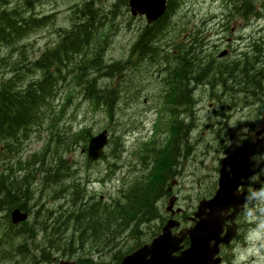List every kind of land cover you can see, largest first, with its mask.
Returning <instances> with one entry per match:
<instances>
[{"label":"trees","instance_id":"trees-1","mask_svg":"<svg viewBox=\"0 0 264 264\" xmlns=\"http://www.w3.org/2000/svg\"><path fill=\"white\" fill-rule=\"evenodd\" d=\"M21 1L25 4L24 13L16 10L4 13L5 10H0V46L12 42L14 36L16 43L18 39L29 33L38 21L34 17L36 6L44 0H26V3L25 0ZM241 1L249 4L246 9L244 8L246 14L248 11L249 14L256 13L255 7L251 6L253 4L251 0H236L234 7H238ZM254 1L256 2V0ZM127 3L128 0H118L117 5H114L113 8L103 7V10L101 7H95V10L94 7L88 5H76L73 7V15H76L78 23H84V26H80L81 24L74 25L73 30H70L71 32L66 31L68 35H71L70 38H66L60 46L47 52L43 58L30 65L22 74L19 84L10 81L0 86V161L3 162L2 169H0V212H6L5 220L0 224L2 229L0 264H26L20 262L18 257L29 250L27 243L32 238L26 233L34 236V231L37 235L40 231H43L46 233V237L56 239L52 252L56 251L66 257L75 253L80 258L79 264H96L93 262L91 255L89 257L84 256L89 250H96L97 247L106 245L111 246L110 250L119 253L121 251L117 250L121 241L119 238H127L126 235L129 236V233L133 237H135L134 234L139 235V225L148 223L156 216L154 214L157 212L155 202L157 201L156 198L163 195L168 172L167 167L156 173L150 182L142 179V175L134 176L128 189L108 202L102 201L98 196L89 194L85 189L80 190L75 187L66 189L64 187L65 178L69 168L66 165L67 160L64 158V153L72 151L77 146H83L86 136L88 137L89 134L83 131L82 133H70L66 137L63 130L56 126L55 117L49 118L47 124L48 131H53V142L51 144H47L41 153L25 161L18 160L16 164L9 162L10 157L19 152L23 142L30 137L33 131L35 129L41 130V127L45 124V114L48 107L51 106L49 98L57 88L58 77L62 75V72L58 71L62 62L66 58H76V55L81 53L90 54L92 40L95 41L94 46L101 47L104 45L109 37V32L106 30L108 29L106 27L108 20L104 19L113 15L114 18L118 19L121 14L120 8L126 7ZM174 10V2L169 0L168 13L155 24L154 28L165 31L171 22L169 12ZM183 30V28H177L172 29L171 32L180 34ZM105 33L106 35H104ZM150 35L148 31L143 35L147 46ZM100 57L102 56L99 55L97 59ZM98 66L104 67L103 63H99ZM250 71V68H246L247 80L248 78L251 79L250 76H253L249 74ZM72 72L70 71V74ZM31 76L32 78H28ZM252 83L253 88L251 87V89H255L258 83H255V81H252ZM87 89L91 92L90 87ZM91 100L98 108L101 107L100 102L108 103V99L98 92L93 94ZM51 145L55 147L54 151H52ZM192 149L189 152H192ZM167 156L168 153L166 158ZM171 160L172 157L169 162ZM166 162L168 164V161ZM175 162L176 160L173 159L172 164ZM6 163L8 165L5 167ZM14 166L16 167L14 168ZM6 169H8V173H6ZM17 170H23L24 175L19 177L13 174ZM36 182L39 183L37 186L39 188L34 185ZM36 195H42V197L36 200V197H34ZM68 201L73 204L72 208L65 206ZM16 207L29 213L34 212L32 214L34 221L31 224L30 222L23 224V227L20 226V229L28 231L26 233L17 231V228L10 222L9 214ZM68 223L70 226H68ZM37 224L40 225L37 226ZM148 226H151V224ZM87 244L88 249L86 248ZM72 247L75 248V251ZM80 249L83 250L82 253L79 252ZM51 256L50 251L42 250L41 257L44 262L50 261Z\"/></svg>","mask_w":264,"mask_h":264},{"label":"rangeland","instance_id":"rangeland-1","mask_svg":"<svg viewBox=\"0 0 264 264\" xmlns=\"http://www.w3.org/2000/svg\"><path fill=\"white\" fill-rule=\"evenodd\" d=\"M59 1L60 2H58L57 4L56 3L55 4H53V3L47 4L44 7L39 8V10H41L43 12V14H50V13L58 12L57 14H58V18H59V24L65 25L66 22L64 21V18L66 16H68V14H69V7L74 3H79L81 5L83 2L89 1V0H83V2H81V0H59ZM114 1L115 0H101L102 3L104 2L107 5H110ZM221 1L222 0H180V2L183 4L180 14H185L184 16L186 18H181V19H179L180 17L175 18V19L171 20L170 25L173 24V25H175V26H173V28H177V27H181V25L183 23L182 28H184V30L186 32H193L194 31V22L190 21L188 19H192V20L197 21V20H201V19H204L207 17L212 18L211 16H213V15H215V16L222 15L223 8L221 5ZM123 10H125V9H123ZM207 15H210V16H207ZM73 16L75 17V15H73ZM121 19H124L125 24L131 23L132 24L131 25L132 30H134L136 28V27H134L133 20L131 19L130 15H127V16L123 15ZM107 20L109 21V24H112L115 27L117 26V21H116L117 19H116V17L114 18V15L112 17H109ZM135 20H137L136 22L138 25H141L144 27L145 22L142 19H135ZM75 24L78 25V23H75ZM106 24H107V22H106ZM209 27H211V25H209ZM155 31L159 33L161 30L159 31V29H155ZM51 32H52V28H50L48 30L40 31L36 36H34V39L31 41L32 46H33V48L30 51L31 56H33V55L37 54L39 51L43 50L46 47V45L48 44V42H50L51 40H53L55 38V34H52ZM117 32H118V35L115 34V37H114L113 41L111 42V45L109 48V52H108V56H107L108 60L121 59L123 57L122 54H124L125 52H127L129 50L130 45L132 44V42L134 40V33L131 34L130 29H128V30L127 29H121ZM125 33H128V34H125ZM178 35L180 37H186V36L182 35V33H180ZM159 40L162 41V43L164 45L168 46L170 44L169 38L165 37L163 32L159 33ZM177 40L178 39H176V41ZM28 60H29L28 57L26 59L20 60L18 62L19 66L27 65ZM108 66H110L111 69H109ZM112 66H113L112 64H108L106 66L105 69H107V72H106L107 76L113 75L114 68ZM262 93L260 95L256 94L258 96L255 95L256 100L261 99V100H258L259 102L264 101V93L263 94ZM255 99L253 101H255ZM100 103H103V102H100ZM60 107L61 106H59V108ZM252 116H254V117H251V115H248V113L245 112L243 116L234 117L231 119V121L229 119H227V120L223 119L224 120L223 127H224V129H228V128H230V124L234 123V126L231 128H233L237 131H241L242 133H246L248 130L254 131L261 124L255 126L252 122H254V120L258 119L259 116L261 117L262 114L260 113L259 110H257V112ZM74 117H76V118H74ZM221 117H224V116H221ZM102 119H103L102 110L96 109L95 106H93L92 102L89 99L82 97L81 99H78V100L74 101L71 105L67 106L66 111H65L64 115L62 116V124L63 125H65V124L72 125L74 128H78L79 125L83 123L81 126L87 125V126L91 127L92 129H94L95 131L99 132L101 129H103V126L106 123V122L101 123ZM248 120L251 121L249 126H248ZM197 132H199L198 136L200 134L203 135L204 141H209L210 139L214 138V136H215L214 132H212L211 128L209 130L208 129L207 130L198 129ZM40 135L42 137H39L37 134L33 138H31V140L27 143L26 150L24 151V156L31 154L35 151H38L41 148L44 139L47 138V136H48V131L41 130ZM131 144H133V141H131ZM128 145L130 146V144H128ZM217 148L222 149L223 146L218 145ZM199 154H200V151H199ZM69 157H70V160H74V161L82 162V160H83V157L80 155V152L72 153ZM201 160H202V157L199 156V163L195 167H193L192 163H189L190 168H188L187 172L189 174H192V172L195 171V169H200V170L203 169L204 163L211 162V165L213 164V162L210 158H207L204 161V163H201ZM250 168L252 170H255V172H259V170H258V169H260L259 163L258 162H252L250 164ZM103 169H105L104 163H100L99 165L95 166V169L89 175V177L93 183H91L89 186L87 184L88 191L94 190V191L98 192L99 194L114 195L118 189L120 177L125 173V171L124 172L117 171V173L114 177L115 178L114 182L110 185L104 186L102 184L99 185V184H97L98 182H96V178L100 176V175H98V173H102ZM256 170H258V171H256ZM262 172H261L262 177L260 176V178H259V176L256 177V175H255L254 180L257 182L254 181L256 185L253 188V190H255V193L258 195V197L256 196L257 200L258 199L261 200L263 198L261 201H264V196H262V193H264V192L260 191L261 189H264V166L262 167ZM127 175H128V173H127ZM81 176L83 178L85 176V173L83 171H81ZM181 181H182V186L180 188L182 191H184V194L187 196V198L183 197L182 202H181V204L184 206L182 208L185 209V207H190L194 203L195 194L199 192L200 184L192 183V177L190 175L188 177L182 179ZM34 197H36V200H37V199L41 198L42 195H36ZM188 197H190V198L188 199ZM4 220H5V212H2V213H0V224ZM260 227L262 229L263 236H264V222L261 223ZM254 235L252 236L251 239H254ZM258 238H261V236L257 235L256 239H258ZM48 239L52 242V244H53L52 248H53L56 244V239L51 238V237H48ZM121 244H122V246H124L125 249L128 246L127 243H125V242L121 243ZM30 250H31L30 252H33L32 249H30ZM38 256H39V253H37L36 257H38Z\"/></svg>","mask_w":264,"mask_h":264},{"label":"water","instance_id":"water-1","mask_svg":"<svg viewBox=\"0 0 264 264\" xmlns=\"http://www.w3.org/2000/svg\"><path fill=\"white\" fill-rule=\"evenodd\" d=\"M133 11L146 13L148 21L153 22L160 17L166 9V0H131ZM105 142V137L101 136L94 139L90 147V157L96 159L101 154V146ZM222 187L216 198L209 205L211 211L203 213L204 218L198 226L191 232V247L184 251L180 256H174V252L179 250V244L183 237L176 238L167 231L158 237L151 246H146L139 252L125 259V264H213L212 260L218 251V239L224 217L221 215L223 206L228 204L230 194L233 193L240 184V176L233 181L222 175ZM235 205V204H232ZM216 210V211H214ZM202 215H200L202 217ZM27 218V214L21 215L14 213V221L18 222ZM216 240V244L211 242ZM225 240V239H224Z\"/></svg>","mask_w":264,"mask_h":264},{"label":"clouds","instance_id":"clouds-1","mask_svg":"<svg viewBox=\"0 0 264 264\" xmlns=\"http://www.w3.org/2000/svg\"><path fill=\"white\" fill-rule=\"evenodd\" d=\"M251 191H255V190H251ZM260 191L264 192V189H261ZM258 204L261 205L259 211L264 213V201H261ZM246 213L250 215L251 209L246 210ZM246 260H247V256L244 252H242L239 248L234 250V259L232 261V264H246ZM257 264H264V256H260V255L257 256Z\"/></svg>","mask_w":264,"mask_h":264},{"label":"bare ground","instance_id":"bare-ground-1","mask_svg":"<svg viewBox=\"0 0 264 264\" xmlns=\"http://www.w3.org/2000/svg\"><path fill=\"white\" fill-rule=\"evenodd\" d=\"M122 1H123V0H122ZM247 1H248V0H247ZM251 2H252V0H251ZM36 3H37V2H36ZM125 3H126V2H125ZM236 3H238V2H236ZM21 4H22V3H21ZM21 4H20V5H21ZM122 4H124V3H122ZM251 4H252V3H251ZM92 5H93V4H92ZM236 5H237V4H236ZM236 5H235V6H236ZM248 5H249V4H248ZM252 5H253V4H252ZM88 6H89V5H88ZM251 8H252V7H251ZM251 8L249 9L250 11H251ZM85 9H86V8H85ZM94 9H95V8H94ZM245 9H246V8H245ZM95 10H96V9H95ZM95 10H94V11H95ZM245 12H246V10H245ZM26 13H27V12H26ZM89 13H90V12H89ZM96 13H97V12H96ZM248 13H249V11H248ZM248 13H247V14H248ZM252 13H253V12H252ZM250 14H251V13H250ZM19 15H20V14H19ZM22 15H23V14H22ZM28 15H30V14H28ZM93 15H94V14H93ZM83 16H84V15H83ZM91 16H92V15H91ZM95 16H96V15H95ZM26 17H27V16H26ZM27 18H28V17H27ZM104 18H105V17H104ZM83 20H84V19H83ZM91 20H92V19H91ZM91 20H90V21H91ZM104 20H106V18H105ZM92 21H93V20H92ZM88 22H89V21H88ZM90 23H91V22H90ZM103 23H104V22H103ZM80 24H81V22L78 23V25H80ZM107 24H109V21H107ZM78 25H76V26H78ZM92 25H93V23H92ZM90 27H91V26H90ZM73 28H74V27H73ZM72 30H73V29H72ZM68 32H69V31H68ZM70 32H71V31H70ZM80 32H81V31H80ZM104 35H106V33H105ZM100 37H101V36H100ZM102 38H103V37H102ZM105 38H106V37H105ZM105 38H104V39H105ZM84 41H85V40H84ZM77 43H78V42H77ZM82 46H83V45H82ZM87 46H88V45H87ZM81 48H82V47H81ZM81 48H80V49H81ZM84 48H85V46H84ZM82 50H83V49H82ZM83 51H84V50H83ZM76 56H77V55H76ZM100 56H101V55H100ZM246 58L248 59V58H249V55H248ZM103 68H104V67H103ZM105 68H106V67H105ZM247 72H248V71H247ZM249 74H251V73H249ZM246 75H247V74H246ZM247 76H248V75H247ZM252 88H253V87H252ZM254 88H255V87H254ZM262 94H263V93H262ZM256 96H258V95H256ZM261 97H262V96H261ZM256 98H257V97H256ZM262 98H263V97H262ZM258 100H261V99H258ZM263 106H264V105H263ZM246 113H247V112H246ZM248 115H249V114H248ZM245 116H246V115H245ZM248 117H249V116H248ZM251 117H254V116L251 115ZM244 118H245V117H244ZM24 123H25V122H24ZM55 179H56V178H55ZM48 181H49V180H48ZM55 182H56V181H55ZM33 186H34V185H33ZM49 189H50V188H49ZM71 201H72V200H71ZM34 204H35V203H34ZM45 204H46V203H45ZM37 206H38V205H37ZM38 207H39V206H38ZM59 211H60V210H59ZM93 211H94V210H93ZM64 212H65V211H64ZM51 213H52V212H51ZM54 213H55V212H54ZM59 213H60V212H59ZM67 213H68V212H67ZM68 214H70V213H68ZM9 215H10V214H9ZM41 215H42V214H41ZM51 215H52V214H51ZM55 215H56V214H55ZM58 215H59V214H58ZM79 215H80V214H79ZM65 216H66V214H65ZM8 217H9V216H8ZM36 217H37V216H36ZM52 217H53V216H52ZM54 217H56V216H54ZM68 217H69V216H68ZM66 218H67V216H66ZM69 218H70V217H69ZM56 219H57V218H56ZM71 219H72V218H71ZM71 219H70V220H71ZM51 220H52V219H51ZM53 220H54V219H53ZM66 221H69V220H66ZM66 221H65V222H66ZM10 222H11V221H10ZM69 222H70V221H69ZM42 223H43V222H42ZM30 224H31V223H30ZM43 224H44V223H43ZM59 224H60V223H59ZM68 224H69V223H68ZM68 224H67V225H68ZM70 224H73V223L70 222ZM70 224H69L68 226H70ZM34 225H35V224H34ZM38 225H40V224H37V226H38ZM97 225L99 226V224H97ZM35 226H36V225H35ZM61 226H62V225H61ZM68 226H67V227H68ZM72 226H73V225H72ZM22 227H23V226H22ZM43 227H44V226H43ZM67 227H65V228L67 229ZM14 228H15V227H14ZM34 228H35V227H34ZM49 228H50V227H49ZM87 228H88V227H87ZM21 229H22V228H21ZM40 229H41V228H40ZM69 229H71V228H69ZM74 231H75V229H74ZM27 232H28V231H27ZM34 232H35V231H34ZM67 232H69V231H67ZM37 233H38V232H37ZM48 233H49V232H48ZM65 233H66V232H65ZM32 234H33V232H32ZM34 234H35V233H34ZM61 234H62V233H61ZM16 235H17V234H16ZM31 236H32V235H31ZM64 236H65V235H64ZM67 237H68V236H67ZM21 238H22V237H21ZM28 238H29V237H28ZM51 238H52V237H51ZM59 239H60V238H59ZM68 239H69V238H68ZM70 239H71V238H70ZM65 240H66V238H65ZM53 243H54V242H53ZM58 244H59V243H58ZM61 244H62V243H61ZM66 244H67V243H66ZM52 245H53V244H52ZM70 249H71V248H70ZM72 249H73V247H72ZM74 249H75V248H74ZM74 249H73V250H74ZM74 251H75V250H74ZM74 251H73V252H74ZM70 253H71V252H70ZM254 261H255V260H254Z\"/></svg>","mask_w":264,"mask_h":264},{"label":"flooded vegetation","instance_id":"flooded-vegetation-1","mask_svg":"<svg viewBox=\"0 0 264 264\" xmlns=\"http://www.w3.org/2000/svg\"><path fill=\"white\" fill-rule=\"evenodd\" d=\"M228 50V54L227 55H229L231 52H232V50L230 49V48H228L227 49ZM231 51V52H230ZM231 55V54H230ZM230 55H229V57H230ZM234 82L235 83H237V80H234ZM240 82H242V80H240ZM255 137V136H254ZM259 141V139H257L256 140V142L253 144V148L254 149H258V148H260V146L262 145V144H260L259 146H256V144H257V142ZM245 153V157L247 158V160L248 161H246V159H242V162L244 163V164H246V167H247V164L249 163V161L251 160V158H250V153L249 152H243V151H241V152H239L238 153V155L239 154H244ZM251 154L253 155V157H256V155H258V152H256V151H251ZM248 171H249V169H247ZM253 184H254V182L253 181H251L250 183H248V186H249V188H251L252 189V186H253ZM253 190V189H252ZM227 256V254H225L224 255V258ZM252 261H254V260H252Z\"/></svg>","mask_w":264,"mask_h":264}]
</instances>
